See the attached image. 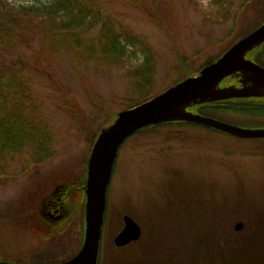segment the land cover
<instances>
[{"label": "rangeland", "instance_id": "1", "mask_svg": "<svg viewBox=\"0 0 264 264\" xmlns=\"http://www.w3.org/2000/svg\"><path fill=\"white\" fill-rule=\"evenodd\" d=\"M98 2L117 31H127L136 38L135 45L127 47L128 54L134 52L135 56L117 66L79 60L75 68L68 54L54 53L36 70H29L32 91L54 135L55 154L25 172L21 157L15 156L0 178V252L6 254L8 263L35 264L30 255L34 252L41 253L38 257L48 256L49 242L40 244L28 226L41 223L36 213L47 209V202L41 201L57 186L69 184L73 189L76 184L78 188L93 136L103 129L107 119L126 110V100L138 98L130 74L133 69L151 54V92L157 95L166 90L164 84L171 81L168 74L179 65V56L191 57L189 67L197 71L205 61L222 55L264 23L257 25L264 19V0H172L171 13L159 3L155 8L151 1H139V7L124 0ZM45 3L48 0H0V14H18L23 7ZM98 30L88 36H97ZM29 41L30 47L24 49L28 56L41 49L39 39ZM17 53L6 50L0 60L16 59ZM92 94L98 95L106 108L95 127L84 131L78 115L85 119L97 112ZM47 96L74 102L76 112L57 109ZM212 113L224 123L238 126L259 120L243 113ZM115 118L110 121L113 123ZM258 144L183 124L158 127L128 138L118 150L107 188L99 242L102 262L130 264L131 251H122L113 243L125 215L140 226L139 244L151 245V259L157 263L162 262L164 248L195 246L205 251L204 264L209 262L208 254L214 252L220 262L218 256L233 251L246 235L244 220L264 215L263 159L255 146ZM77 188L70 199L79 197ZM68 203V212L63 216L74 218L71 211L75 202ZM238 220L244 221L245 228L235 232L232 227ZM67 223L61 235V251L66 253L74 247L78 231L75 221Z\"/></svg>", "mask_w": 264, "mask_h": 264}, {"label": "trees", "instance_id": "2", "mask_svg": "<svg viewBox=\"0 0 264 264\" xmlns=\"http://www.w3.org/2000/svg\"><path fill=\"white\" fill-rule=\"evenodd\" d=\"M124 1L138 7L139 1H142L140 3L151 1L155 4V8L157 7L156 3H159L169 13H171L173 5L172 0H162V2L160 0ZM263 21L264 19L260 20L257 25ZM96 28H99L97 36H88ZM35 38L40 40L41 49L28 56L24 53V49L29 48V40ZM136 41V38L127 31L119 32L115 29L111 17L102 13V7L98 0H48V3L45 4L23 7L18 14L11 12L0 14V56L6 50L9 53L18 51L16 59H9L8 61L0 60V178L4 175V170L7 166L16 157H21L20 163L23 167V172H25L31 167L43 164L55 154L53 148L54 135L50 124L42 114L40 103L32 91L31 79L28 77L29 70H36L43 59L47 60L54 53L68 54L75 68H77L79 60L109 66L124 65L129 57L135 56L134 52L130 53L131 56L128 54L127 47L134 46ZM220 56L221 54L205 61L197 71L189 67L192 62L191 57L179 56V65L170 70L168 75L171 74V81L167 80L164 88L167 89L168 84L175 85L185 78L197 75L203 67L215 62ZM130 74L132 84H134V88L139 95L136 99L126 100L128 103L126 109L133 108L154 97L151 92V85H153L151 54L146 57L140 67L133 69ZM146 86L149 88L147 89ZM62 96L71 100L67 95L61 94ZM47 97L57 109L66 113H74L73 110L75 109L76 112L77 106L74 102ZM91 99L97 106V112L92 117H85V119L81 118L83 115H78L79 120L83 123L82 129L84 131H90L95 127L100 119H102L101 116L104 114L103 109L106 108V104L101 101L98 95L92 94ZM188 110L201 116L217 119L212 115L213 111L257 113L260 107L256 100L248 102L243 100H226L196 105ZM113 117H116V115H113ZM111 119H107L106 124H103V128L112 123ZM182 123L186 122L150 126L139 130L135 134L150 131L158 127ZM189 124L194 126L191 123ZM198 127L206 128L203 126ZM206 130L212 129L206 128ZM98 134L91 135V137L93 136V142ZM86 171L87 167L84 169L78 188L74 184V188H77V191L80 192L79 197L77 200L70 199V196L68 198L73 205L75 202V206H72L71 211L72 215L74 210L73 215L75 219L69 215L64 216L55 223H47L41 219L39 213H36V216L40 220L39 223H41L39 225L28 226L40 244L49 242V249H47L48 256L38 257V254L35 252L30 254L34 263H56L68 260L80 249L84 238L85 194L83 188L86 180ZM49 198L50 195L46 196L41 203L47 202ZM70 218L76 222L79 233H77L74 247L66 253V250L61 251L64 248V245L61 243V235L68 227L67 222L71 221ZM51 225H56L57 229L51 230L46 228Z\"/></svg>", "mask_w": 264, "mask_h": 264}, {"label": "water", "instance_id": "3", "mask_svg": "<svg viewBox=\"0 0 264 264\" xmlns=\"http://www.w3.org/2000/svg\"><path fill=\"white\" fill-rule=\"evenodd\" d=\"M263 42L264 23L236 41L197 75L182 80L142 104L117 113L113 123L100 130L87 161L84 238L81 249L73 258L54 264H96L106 210L107 188L118 150L139 130L166 123L186 122L240 138L264 137V131L243 129L188 110L205 103L264 96V69L245 57ZM236 73L242 76V87L218 88L224 78ZM239 229L241 225L237 224L234 230ZM140 235L139 225L125 215L123 227L114 237L113 243L116 247L125 246L138 240ZM228 264H264V218L255 225L246 244L235 250Z\"/></svg>", "mask_w": 264, "mask_h": 264}, {"label": "flooded vegetation", "instance_id": "4", "mask_svg": "<svg viewBox=\"0 0 264 264\" xmlns=\"http://www.w3.org/2000/svg\"><path fill=\"white\" fill-rule=\"evenodd\" d=\"M245 57H246V60L254 62L255 64L259 65L260 67H262L264 69V42L261 43L257 48H255L251 52L247 53ZM241 81H242L241 74L236 73V74H233L231 76L224 78L219 83L218 88H226V87H232V86L235 87V89L240 88L243 86ZM231 100H243L246 102L251 101V100H256V102H258L260 110L257 113H243V114H246V115L248 114V116H252V117H258L259 120H253L252 119L251 122L242 124L240 126H238V124L225 122L226 124H230V125L240 127L243 129H248V130L264 131V96L247 97V99L246 98L230 99L227 101H231ZM214 103H216V102H214ZM216 120L222 121L220 119H216ZM222 122H224V121H222ZM182 124L191 126L189 123H182ZM194 126L198 127L200 125L195 124ZM212 131L220 132V131H217L214 129H212ZM220 133H223V132H220ZM224 134H226V133H224ZM226 135L232 136V135H228V134H226ZM233 137H235V136H233ZM236 139L248 140V141L252 140V141H256L257 143H259L258 145H255V146L258 149L259 155H261V158L263 159L262 165H263V171H264V137H257V138L236 137ZM262 179L264 180V178H262ZM68 186H69V184L57 186L53 190V192L50 195L49 200L47 201L48 203L44 206L47 209L46 210L42 209L39 212V215L43 221H45L47 223H49V222L55 223L58 220H60L61 218H63L64 214H67L68 211L66 208L69 204L68 201H70L68 198H69V195H71L72 190H73L72 188H69ZM83 191H84V188H83ZM249 218H250V216L244 220L247 223V226H246L247 232H246V235H244L243 238H241L242 240H241L240 245L237 246L235 249H233V251L230 250L227 253H224L223 255L218 256V258L220 257L219 258L220 262L216 261L217 256H216L215 252L212 256L208 254L207 260L209 262H205V264H215V263H221V262L223 264H228L229 259L232 256V254L235 252V250L239 249L240 247H242L243 245L246 244L247 239L249 238L253 228L261 219L264 218V215L263 216L259 215V216H257L256 219L252 218L251 221L248 220ZM244 221H239V220L236 221L233 224L232 230L235 229L237 224H240L241 229H239L238 231L234 230L235 232H240L242 229L245 228L244 227ZM46 228L51 229V230H56L57 226L51 225V226H48ZM77 233H79V229H78ZM141 235H142V230H141ZM141 235L137 241H132V242L126 244L125 246L117 247L118 249H120L122 251H127V250L131 251V256L129 257L130 264H154V262H155V264H204L203 263V254L205 251H203V252H202V250L200 251V248L197 246L192 247L191 249L190 248L184 249V247H182V248L177 247L175 249L170 248V247L164 248L163 252L160 254L162 256V259H161L162 262L157 263L156 261L151 259V257L153 258V254H154V250L152 249L151 245L139 244V242H140L139 240L141 239ZM82 243H83V240H82ZM81 246H82V244H81ZM81 246H80V249H81ZM215 246L216 247L220 246L222 248L223 245L222 246L221 245H215ZM79 250H78V252H79ZM208 252H210V251H208ZM37 254H38V252H37ZM40 255H41V253L38 254V256H40ZM73 257H71V258H73ZM204 260H205V257H204ZM65 261H67V260L56 262V263H61V262H65ZM100 261H101V264H104L101 260V250L98 251V257H97L96 264H100ZM0 262L8 263V258L6 256V254H4L3 252H0ZM36 264H54V263H36Z\"/></svg>", "mask_w": 264, "mask_h": 264}]
</instances>
